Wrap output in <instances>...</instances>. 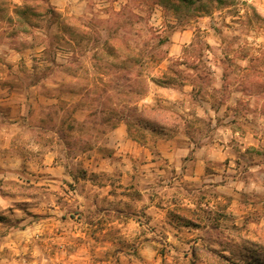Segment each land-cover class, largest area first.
Masks as SVG:
<instances>
[{"label": "rangeland", "instance_id": "374dc122", "mask_svg": "<svg viewBox=\"0 0 264 264\" xmlns=\"http://www.w3.org/2000/svg\"><path fill=\"white\" fill-rule=\"evenodd\" d=\"M175 2L0 0V236L27 225L48 252L61 236L119 264L137 245L98 221L129 214L98 191H219L213 262L264 264V0Z\"/></svg>", "mask_w": 264, "mask_h": 264}, {"label": "crops", "instance_id": "0c3cea01", "mask_svg": "<svg viewBox=\"0 0 264 264\" xmlns=\"http://www.w3.org/2000/svg\"><path fill=\"white\" fill-rule=\"evenodd\" d=\"M64 4H78L83 0H58ZM60 8V7H59ZM117 130V129H116ZM121 131V127L119 129ZM2 137L6 138L0 144L1 148H8L11 138L14 134L11 126L3 127L0 130ZM133 156V155H132ZM56 172H59V166L55 162ZM99 200L107 196L115 198V203L101 207L98 210L103 214L107 210H114L121 216L123 212H128L126 220L119 219L117 216L110 221L99 220L98 223L102 227L113 224L115 228H119L120 232L128 236L131 241L134 240L136 246L135 256L133 254H124L118 252L119 264H215L213 262L214 252L211 244L219 242L220 228L222 223L205 222L202 220L201 213L203 209L214 212L216 208V199L221 197L219 191H182L181 197L183 202L177 203V198L173 191H98ZM234 196L232 203L228 209L232 213H244L250 206L242 207L237 203L236 197L240 194L238 191H221ZM3 197V196H2ZM6 197V196H5ZM170 198V201H166ZM209 199V200H208ZM129 200L130 206L123 207V201ZM141 202V203H140ZM239 202V201H238ZM237 203V205H236ZM109 206V208H107ZM60 211L59 205L56 206ZM129 208V209H127ZM126 212V213H127ZM139 213V214H138ZM144 218L140 221L138 217ZM83 223L82 220L78 224ZM251 223V224H250ZM39 224H35L34 228H39ZM58 224V223H57ZM92 225L85 222L84 226ZM256 225L260 222H239L232 221L233 229ZM5 228L0 222V231ZM29 226L23 227L19 232H7L0 236V264H43L42 260L50 259L51 264H91V253L89 248L85 249L83 241L82 251L71 250L68 243L62 241L61 236L52 238L53 244H56L52 252L46 251L43 246L46 242L44 237L39 235H31ZM224 228V226H223ZM98 234V238L104 239ZM236 240L241 237L233 232V230H223ZM83 240L90 241L91 237L82 233ZM104 242V241H103ZM98 243H101L99 241ZM158 245L164 246L163 252H158ZM100 263L104 264L105 260Z\"/></svg>", "mask_w": 264, "mask_h": 264}, {"label": "trees", "instance_id": "16d2710c", "mask_svg": "<svg viewBox=\"0 0 264 264\" xmlns=\"http://www.w3.org/2000/svg\"><path fill=\"white\" fill-rule=\"evenodd\" d=\"M215 1L218 3H221L223 0H215ZM194 2L195 0H177V2H175L173 6L175 7V6H179L182 4L191 5ZM42 10H43V13H40V15H49L50 17H59V12L49 3H45V5L42 6ZM29 11H31V9L27 5H25L24 9H22L23 13H28Z\"/></svg>", "mask_w": 264, "mask_h": 264}]
</instances>
